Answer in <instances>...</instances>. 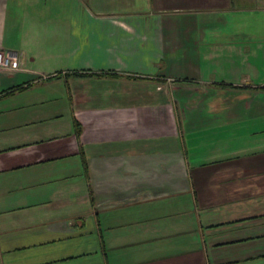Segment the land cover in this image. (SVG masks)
<instances>
[{"label":"crops","instance_id":"obj_1","mask_svg":"<svg viewBox=\"0 0 264 264\" xmlns=\"http://www.w3.org/2000/svg\"><path fill=\"white\" fill-rule=\"evenodd\" d=\"M0 264H264V0H0Z\"/></svg>","mask_w":264,"mask_h":264},{"label":"built area","instance_id":"obj_2","mask_svg":"<svg viewBox=\"0 0 264 264\" xmlns=\"http://www.w3.org/2000/svg\"><path fill=\"white\" fill-rule=\"evenodd\" d=\"M0 68L18 69V58L12 53L0 51Z\"/></svg>","mask_w":264,"mask_h":264}]
</instances>
